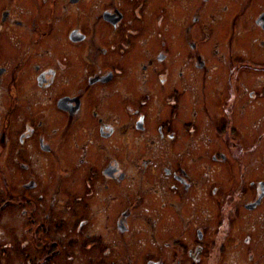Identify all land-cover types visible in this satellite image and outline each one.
<instances>
[{
	"label": "flooded vegetation",
	"instance_id": "1",
	"mask_svg": "<svg viewBox=\"0 0 264 264\" xmlns=\"http://www.w3.org/2000/svg\"><path fill=\"white\" fill-rule=\"evenodd\" d=\"M186 5L0 0V264H264V0Z\"/></svg>",
	"mask_w": 264,
	"mask_h": 264
},
{
	"label": "rangeland",
	"instance_id": "2",
	"mask_svg": "<svg viewBox=\"0 0 264 264\" xmlns=\"http://www.w3.org/2000/svg\"><path fill=\"white\" fill-rule=\"evenodd\" d=\"M194 1H196V0H186V6H183L182 8H185V9H193V2ZM207 4V2L206 3H204V5H206ZM153 14L151 15V19H153ZM167 42H172V41H177V40H180V38H178V36L176 37V38H172L171 37V35H170V33H167L166 34V39H165ZM170 51H173V49H170ZM5 166H6V164H5V162L3 161V160H1L0 159V176H2V175H4V171H5ZM20 169H22V168H20ZM53 178V180H54V177H52ZM2 182H7V179L6 178H4V180L2 181ZM137 235V234H136ZM2 233L0 232V238H2ZM131 246V245H130ZM138 254L139 255H141L140 256V258L143 260V250H140V251H138ZM134 255H136V253L134 254ZM133 257H135V256H133ZM130 261H133L132 262V264H141V263H138V261L139 260H134V259H131Z\"/></svg>",
	"mask_w": 264,
	"mask_h": 264
}]
</instances>
